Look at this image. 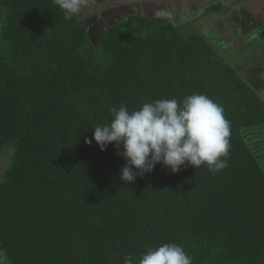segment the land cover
<instances>
[{
    "label": "trees",
    "instance_id": "obj_1",
    "mask_svg": "<svg viewBox=\"0 0 264 264\" xmlns=\"http://www.w3.org/2000/svg\"><path fill=\"white\" fill-rule=\"evenodd\" d=\"M84 20L66 19L54 0H0L7 264H124L128 255L138 264L164 243L182 246L192 264H264L262 90L172 22L129 17L95 43ZM192 94L220 105L230 122L219 171L157 164L127 184L115 143L105 151L85 143L114 107L132 112Z\"/></svg>",
    "mask_w": 264,
    "mask_h": 264
},
{
    "label": "clouds",
    "instance_id": "obj_2",
    "mask_svg": "<svg viewBox=\"0 0 264 264\" xmlns=\"http://www.w3.org/2000/svg\"><path fill=\"white\" fill-rule=\"evenodd\" d=\"M87 2L54 0L66 19L79 14ZM104 33L92 30L90 38L98 43ZM111 111V123L95 126L92 139H86L85 143L91 145L94 139L101 151L115 143L117 155L126 161L120 171L124 183L129 184L137 176L151 173L157 164L172 173L179 172L186 164L195 169L206 164L210 171L227 167L226 159L221 157L228 153L230 122L223 114L224 109L206 95L192 94L182 103L176 99H160L145 103L132 112L123 105ZM121 145L122 152L119 151ZM0 264H7L3 252H0ZM124 264H134L133 257L126 256ZM138 264H192V259L182 246L164 243L141 254Z\"/></svg>",
    "mask_w": 264,
    "mask_h": 264
},
{
    "label": "flooded vegetation",
    "instance_id": "obj_3",
    "mask_svg": "<svg viewBox=\"0 0 264 264\" xmlns=\"http://www.w3.org/2000/svg\"><path fill=\"white\" fill-rule=\"evenodd\" d=\"M204 1V0H203ZM235 1L238 0H216L217 3H221L219 4L218 7L222 8L224 7V9H222L221 11L219 10V12H217L216 14H214V18H206L207 24H209V29L210 31H202L201 29H196V27L198 25H196L195 30L192 27V32L205 38V40L209 41H213L215 39V42H218L219 39L222 40L220 43L222 44H227V45H231L234 44L236 42L232 41V35H237L239 34V31L243 30V32H247V27H253V30H255L254 25H253V21L252 18L253 16L256 17L257 19L258 16L256 15H250L249 11L247 9H243L244 11H247L248 14H246L244 11L238 12L239 16H243L245 17L246 21L239 23L237 21V10L236 8H234L233 11L231 8H233L231 5L232 3H234ZM207 4L204 2V8ZM227 5H230L227 7ZM134 8H132L131 11H133ZM141 10H143V8H141ZM140 10V11H141ZM225 10V13L230 11L231 13H228L225 18L222 17V11ZM93 12L92 7L88 5V7L83 11L84 16H86L85 20L88 17V14ZM158 12L160 13V15L162 17L165 18V20H173L174 23H182L185 20H188L190 17H192V15H194V11L192 10V8L190 7V5H188V3H186V10L183 8L181 10V14H178L180 16H175L173 15L174 9L169 8L168 6L164 5V9H159ZM135 15H132L131 17H134ZM221 17V18H220ZM163 19V18H162ZM93 20V19H91ZM233 20V21H232ZM203 21V20H202ZM87 26L89 27V29H93L94 27H97V21L90 23L89 21H87ZM195 26V24L193 25ZM112 28L110 26H108L107 24L102 23L101 24V32L106 31L107 29ZM258 29V27H257ZM249 30V29H248ZM264 31V30H263ZM226 35V36H225ZM262 35V34H261ZM260 33L258 34H254L252 37H242L241 42H239L238 44L235 45H239L241 44L240 50H236L235 53H239L238 55L241 56V60H243V63L248 62V64H251L250 66H248L247 68L244 67L245 70H248V68H259L257 70V72L253 73L251 76V80H249L248 82H250L252 85H254L257 89L259 87V91L263 90L264 91V39H261L259 36H261ZM225 39V41H224ZM257 48V49H256ZM245 50V51H244ZM252 52H247V51H251ZM243 51V52H242ZM250 53V54H249ZM237 55V56H238ZM246 59V60H245ZM240 62V63H242ZM242 63V64H243ZM236 67L238 68V65H236ZM244 70V71H245ZM241 74L243 75V73L241 72ZM244 77V76H243ZM246 79V78H245ZM255 79V83L253 82V80ZM247 80V79H246ZM258 82V84H256Z\"/></svg>",
    "mask_w": 264,
    "mask_h": 264
},
{
    "label": "rangeland",
    "instance_id": "obj_4",
    "mask_svg": "<svg viewBox=\"0 0 264 264\" xmlns=\"http://www.w3.org/2000/svg\"><path fill=\"white\" fill-rule=\"evenodd\" d=\"M239 1V0H238ZM235 2H237V1H235ZM128 5H129V3H127ZM113 8H116V5L113 7ZM222 9H224V7H222V8H220V7H218V6H214L213 8H210V9H208V13H206L205 15H203L202 16V18L203 19H206V18H208V19H212V18H214V14L216 13V12H219V10L221 11ZM105 11V13H104V11ZM99 9V10H97V11H94V12H91V13H89L88 14V17H87V19L86 20H84V21H82L83 22V24H87L88 22L87 21H90L91 19H94V20H96V21H98L97 22V27H94V30L93 31H95V32H99V34H100V29H101V24L102 23H104L105 22V24H107L108 26H116V24L120 21V22H123V19H125L126 20V18H125V15H124V17L122 18H120L119 17V14L118 13H114V14H107L109 11H107L106 12V10L105 9ZM116 9H113V11L114 12H116L115 11ZM249 13H250V15L252 14V15H256V16H258V18L259 19H257L256 17H254L253 16V18H252V20H254L253 21V25H254V28H255V30H253V27H247L246 29H247V32L245 33V32H243V30H241V31H239V34H237V35H232V41H234V42H236V43H234V44H231V45H225V44H222V43H220L222 40H220L219 39V41L218 42H215V39L213 40V41H211V40H209V41H207L206 40V43H207V46L208 47H210L212 50H213V52L215 51L217 54H218V59H224V60H226V62L229 64V65H233L232 67H230L231 69H235L236 71H238V73L239 74H241V72L243 73V76H244V78H246L247 79V81H249V80H251V78H252V74L253 73H255V72H257V70L259 69L258 67L257 68H248V70H245L244 69V67H248V66H250L251 64H248V62H246V63H243L242 61L243 60H241V56H239L238 54L240 53H235L236 52V50L238 51V50H240V47H241V44H239V45H235V44H238L239 42H241V40H242V37H252L254 34H259L260 33V35L261 36H259L261 39H264V14H263V12L260 10V9H258V7L257 6H255V8H254V5H252V7L251 8H249ZM182 12L179 10V14H181ZM229 12H226L225 13V10L224 11H222V17H224L225 18V16L228 14ZM103 14H105V15H103ZM107 14V15H106ZM105 16V17H104ZM84 18H86V16L84 17ZM159 18H163L162 16H159ZM221 18V17H220ZM122 20V21H121ZM164 20V19H163ZM125 22V21H124ZM178 25L180 24V26H178L177 28H179L180 30H181V32L182 33H187V34H195V33H193L192 32V27H193V24H192V22H190V21H186V22H182V23H177ZM198 24V23H197ZM174 25H176V24H174ZM201 25H203V24H201ZM199 26V29H201L202 31H210V29H209V24H207L206 25V27L204 26ZM177 26V25H176ZM257 27H258V29H257ZM249 29V30H248ZM95 39H97V38H95ZM257 49V48H256ZM245 51V50H244ZM243 52V51H242ZM247 52H252V50L251 51H247ZM250 54V53H249ZM238 55V56H237ZM246 60V59H245ZM240 62H242V63H240ZM236 65H238V68L236 67ZM227 66V65H226ZM245 70V71H244ZM249 79V80H248ZM253 82L255 83L256 81H255V79L253 80ZM263 82H264V80H263ZM256 84H258V82L256 83ZM264 84V83H263ZM259 85V84H258ZM260 87V86H259ZM259 87H258V89H259ZM1 159V158H0ZM2 160V159H1ZM3 161V160H2ZM1 171V170H0Z\"/></svg>",
    "mask_w": 264,
    "mask_h": 264
},
{
    "label": "crops",
    "instance_id": "obj_5",
    "mask_svg": "<svg viewBox=\"0 0 264 264\" xmlns=\"http://www.w3.org/2000/svg\"><path fill=\"white\" fill-rule=\"evenodd\" d=\"M204 2L207 4L205 6V8H204ZM136 3H137V1H131V3H129V5H134ZM144 3L149 4V3H153V2H152V0H146L144 2H140L139 4H144ZM186 3H188V5H190V7L192 8V10L194 11V15H192V17H190L188 20H185L184 22L190 21V22H192L193 25L195 24V26H193L194 30H195L196 25H198L196 27V29H199V26L201 24H203L201 26L206 27L207 21H206V19H203L202 16L205 15L206 13H208V9L213 8L214 6H219V4H221V3H217L216 0H204V1L203 0H164L162 5H166L169 8L174 9L173 15H175L177 17V16H180L178 14L179 10L181 11L183 8L186 10ZM129 5L128 4H118V5H116V8H113L114 6H111V7L99 8V9H102V10L105 9L106 12L109 11L107 14H114V13L118 12V9H121V7L129 6ZM252 5H254V8H255V6H257L258 9H260L264 14V5L260 4L259 0H239L237 2L232 3L231 6L233 8H231L232 10H230V11H233L234 8H236V10H237V21L239 23H241V21L245 22L246 21L245 17L239 16L238 12L244 11L243 9H247L249 11V8H251ZM228 6H230V5H227V7ZM99 9H96V11ZM113 9H116L115 10L116 12H114ZM230 11H228V12L231 13ZM112 12H114V13H112ZM244 12L246 14H248L247 11H244ZM104 13H105V11H104ZM103 15H105V14H103ZM136 17H138V16H136ZM140 18H146V17H140ZM156 18H159V17H156ZM156 18H154V19H156ZM146 19H148V18H146ZM151 20H153V19H151ZM124 21H126V20L123 19V22L119 21L116 24V26H111V27L112 28L117 27L120 24H123ZM166 21L172 22L173 24H176L177 25V26L175 25L176 27L180 26V24L178 25L177 23H174L173 20H171V19L166 20ZM224 41H225V39H224Z\"/></svg>",
    "mask_w": 264,
    "mask_h": 264
},
{
    "label": "water",
    "instance_id": "obj_6",
    "mask_svg": "<svg viewBox=\"0 0 264 264\" xmlns=\"http://www.w3.org/2000/svg\"><path fill=\"white\" fill-rule=\"evenodd\" d=\"M131 1H137V3L134 5L121 7V9H118V12H116L119 14L120 18L121 17L123 18L125 15V18L127 20L132 15H135L138 17H146L148 19H154L156 17L161 16L160 13L158 12V10L164 9V5H162L164 0H152L153 3H149V4H145V3L139 4L140 2H144L146 0H110L108 3H106L104 5H98L91 0H88V2L82 7V10L78 15L80 18H84L85 16L83 14V11L88 7V5L92 7L93 11H96V9H99V8H107V7L115 6L118 4H127V3H131ZM259 3L264 5V0H259ZM132 8H134L133 11H131ZM141 8H143V10H141ZM112 13H114V12H112ZM163 19L165 20L164 17H163ZM89 22L93 23V22H96V20L93 19V20H90ZM82 24H83V22H82ZM83 25H87V24H83ZM261 96L264 99V92L261 94Z\"/></svg>",
    "mask_w": 264,
    "mask_h": 264
}]
</instances>
